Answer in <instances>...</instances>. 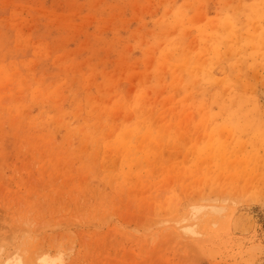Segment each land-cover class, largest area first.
<instances>
[{
    "label": "rangeland",
    "instance_id": "1",
    "mask_svg": "<svg viewBox=\"0 0 264 264\" xmlns=\"http://www.w3.org/2000/svg\"><path fill=\"white\" fill-rule=\"evenodd\" d=\"M31 262L264 264V0H0V264Z\"/></svg>",
    "mask_w": 264,
    "mask_h": 264
},
{
    "label": "bare ground",
    "instance_id": "2",
    "mask_svg": "<svg viewBox=\"0 0 264 264\" xmlns=\"http://www.w3.org/2000/svg\"><path fill=\"white\" fill-rule=\"evenodd\" d=\"M263 97V96H262ZM11 261V260H10ZM16 261V260H15ZM17 262V261H16ZM7 263V262H6ZM30 263V262H29ZM12 264V263H11ZM15 264V263H14ZM26 264V263H25ZM31 264H32V262H31Z\"/></svg>",
    "mask_w": 264,
    "mask_h": 264
}]
</instances>
